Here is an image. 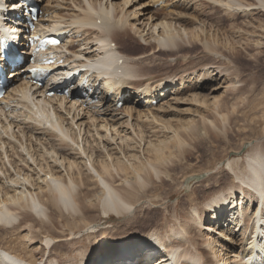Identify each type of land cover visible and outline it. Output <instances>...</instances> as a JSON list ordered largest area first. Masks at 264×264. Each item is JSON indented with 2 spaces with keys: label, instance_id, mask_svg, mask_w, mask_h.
<instances>
[{
  "label": "bare ground",
  "instance_id": "6f19581e",
  "mask_svg": "<svg viewBox=\"0 0 264 264\" xmlns=\"http://www.w3.org/2000/svg\"><path fill=\"white\" fill-rule=\"evenodd\" d=\"M129 1L125 0L124 5ZM184 2H187V7L199 2V5L205 8H211V13H207L203 7L193 8L198 18L205 16V19L200 20L201 25L203 22L210 24L209 20L215 21V16L214 23L218 20L222 25L220 28L227 25L230 26V31L235 32L233 37L222 39L220 29L218 33L208 34L212 28L208 29L206 25L189 26L194 19L192 17V20H189L191 16H185L186 18H172L167 24L161 22L163 30L159 29L156 37L154 32L157 31L159 23L144 21L149 24L148 37L143 39L145 45L153 49L155 44L151 39L158 40V45L154 48L156 51L150 57L147 56L148 61L155 58L159 51L164 52V56L180 53L188 56L192 50H205L207 55L199 57L198 62L192 61L196 69L191 70L190 75L199 74L197 79L205 81L203 83H207L206 87L214 81L219 82L218 80L225 83L219 96L213 93L220 90L217 86L222 82L217 83L214 88L210 86V93L213 95H192V98L198 99L206 112H202L199 118L181 119L180 122L170 125V129L174 127L170 137L159 139L160 129L158 125H153L154 123H131V107L115 108L114 102L109 101L107 94L101 97L97 108H92L91 105L84 106L76 100L43 97L44 91L33 90L26 82L14 80L16 83L21 81L13 88V92L22 100L23 108L17 113L10 111L0 114V264H67L68 259L61 257L70 255L69 246L72 247L77 242V235L82 229L92 226L94 220H88L90 216H87L86 212L94 207H101L104 213H129L133 220L128 227L126 224L122 225V228L113 234L108 241L109 246L104 251L106 254L98 255L94 261L86 262L85 259L81 264H94L99 259L102 260L104 255L114 257L117 254L119 264L123 261H126L124 264H148L150 255L148 252L143 254V251L151 250L147 245L149 242L164 249L168 255L175 253L171 256L175 264H264V142L248 149L246 161H232L233 163L229 164L239 179L237 182L231 178L229 169L223 168L197 185L199 189L188 187L194 174L182 173L181 183L174 188V182L183 170L172 174L175 163L182 160L183 164L184 158L189 157L191 153L194 157L201 145L204 146V151L200 155L208 156L210 153V159L213 160L221 154L213 153L215 150L212 146L220 148L221 152L227 151L234 141L233 138L237 136L242 141L238 150L234 149L235 153H238L243 144L247 140L251 141L253 136L256 139L264 137V50L258 49L257 54H249V66L239 63L244 59L241 56L242 50L248 51L252 42L256 47L264 44L262 39H253V33H258L257 28L264 29V19L257 18L259 14L264 15V0ZM76 3L80 12L75 10L72 14L51 16L47 21L54 26L76 27L75 32L82 33L77 41H84L81 48L85 49V52L82 49L74 52L89 58L94 66L102 68L103 74L122 77L118 84H113L117 96L126 92L127 86L134 88L133 94L140 93L144 97H149L158 89H169L168 94H173L174 87L178 85L175 76L159 79L155 86L147 81L142 90L135 86L141 80L132 81L146 76L149 70L144 72L143 69L147 57L142 61L131 59L127 54L136 47L132 41L128 43L125 39V35L134 28L128 24L129 17L126 12L117 11L113 3L104 4V0H84L83 4L78 0ZM221 10L225 14L219 15ZM115 19L118 20L114 22ZM153 27L154 30L151 29ZM175 27H179V30L175 31ZM135 29L141 37L145 35L142 34L145 28ZM222 32L226 35L228 31ZM246 34H250V38L246 39V42L242 40L241 44L245 45L237 48L241 40L239 38ZM219 41L229 50L220 51L221 48L217 46ZM74 42L76 41H68L69 47ZM111 42H116V49H109ZM92 43L96 44L95 50L91 49ZM115 50H119V58H126L121 65L113 60ZM122 53L124 56H121ZM163 62L168 64L166 60ZM18 70L20 68L11 76H18ZM250 70L251 72H247ZM187 71V67L182 69V73L187 74ZM105 82L110 83L107 80ZM181 84L184 85V77ZM165 94L166 92L162 93V97ZM29 102H33V107L29 106ZM55 106L65 109L68 117L60 113V110L57 111ZM133 109L137 112V119L150 118L152 115V120H159L150 110L143 114L142 111ZM51 110L57 115V121L45 125L40 117L48 116ZM122 114L124 116L120 117ZM21 116L23 119H19ZM84 118H87V121H84ZM166 121L162 124L167 125ZM84 126L88 128L83 129ZM15 128L18 129L17 132ZM153 137L158 139H152ZM80 139L84 145L80 143ZM142 141L147 144L145 157L135 152V149L141 148ZM187 146L190 148H186ZM229 153L230 150L227 154ZM77 154L88 156V161H78L75 157ZM59 163L65 168V173L56 165ZM215 165L208 161V167L214 169ZM120 181L123 182L118 184ZM164 185H170L171 192L169 191L166 198L153 200V203L170 198L173 192L180 191L184 186L188 187L190 192L186 199L179 201L183 209L178 210V223L173 217H168L169 209H165L163 218L158 217V220L150 209H146L143 216L130 215L142 194L156 191ZM96 189L101 191L99 196H96ZM95 197L98 204H94ZM210 214L212 223L207 221L206 224ZM141 220L148 221L145 223ZM79 222H85V225L81 227ZM167 225H170L169 230L164 232ZM221 226H224V229L217 232ZM135 228H138L139 233H145L133 236L125 234ZM235 234H239L240 242L234 244L232 241L236 237ZM138 241H144V247L138 250L125 249L129 243ZM5 242L9 247L4 245ZM31 242H41V247L34 250ZM223 242L233 245L245 244L242 247L240 245L239 254L231 255L232 251L229 250L234 246L225 245ZM29 247L31 249H28ZM60 248L61 250H58ZM81 254L82 259L86 257L85 252ZM128 254L140 257L135 262H129L133 257H126ZM159 259L161 260L152 264L168 262L163 254Z\"/></svg>",
  "mask_w": 264,
  "mask_h": 264
},
{
  "label": "rangeland",
  "instance_id": "374dc122",
  "mask_svg": "<svg viewBox=\"0 0 264 264\" xmlns=\"http://www.w3.org/2000/svg\"><path fill=\"white\" fill-rule=\"evenodd\" d=\"M77 1L78 0H48V1H46L47 3L44 2L43 5L46 4L45 6L47 8L49 7L48 9H51V11L53 12L52 16L56 17L57 15L64 16V15H67V14H72L75 10L77 12L78 11L80 12L81 10L77 8V3H76ZM83 1L84 0H81L82 4H83ZM159 1H161V0H133V1L130 0L128 4L124 5L125 4L124 3L125 0H104V4L105 3H113L116 6V10L117 11L126 12L128 17H129V19L127 17L128 24L130 23L131 25H133L134 28H137V29H144L145 28V32L146 33L145 32L142 33V34H145V35H143V37H141L139 35V33L137 34L136 33L137 30L136 29L134 30V28L131 29L132 32H128V34L125 35L126 41L128 43H130V41H132L133 45L136 47V49H138V51L136 49H134V51H131L130 53H127L131 59L134 58L136 60L140 59V60L143 61L145 57H147L148 55H149L148 57H150V55H152L154 53V51H156V49H154V48H156L155 46L158 45V40L156 41V39L154 40V38L151 39L152 42H154V44H155L153 49L151 47H149L147 44L145 45V41L143 40L144 37H148V35H147V30H148L147 27L149 26V24H147L148 22L150 23L152 21L151 23H153V22L154 23H159V25L157 27L158 28L157 31L156 32L153 31L154 35L156 37H158V33L157 32H159V29L163 30V25L161 24V22L167 24L169 21H171L172 18H177V17H180V18L181 17L182 18H186L187 17L188 18V17L191 16L189 18V20H192V17H193L194 21H192L193 22L192 25L189 24V26L195 27V26L201 25V21L200 20L205 19L204 18L205 16H202V15L200 16L199 15L200 17L198 18L196 12L193 9L194 7L195 8L197 7V9H200L199 7H201V8L203 7L202 9L207 11V13H211L210 12L211 8H205L204 6L199 5L200 4L199 2L195 3V4H198L197 6L194 4V6H189L188 5V7H187V2L185 3L184 0H169V2H166L167 0H163V2L165 4L163 6L162 5H160V6L156 5V2H159ZM173 2H183V4H180V5H182L181 6L182 8H179V9L174 8L175 5L173 4ZM153 3H155V4H153ZM184 3H185L186 6L184 5ZM169 4H171V5H169ZM175 7H177V6H175ZM170 11H172L173 13H170ZM191 13H193V14H191ZM219 13H220L219 15L225 14V12L223 10H221ZM169 14H170V16H168ZM130 16H132V17H130ZM257 18L264 19V15L263 14H259V16H257ZM214 19L216 21L215 16H214ZM117 20L115 19L114 22H116ZM196 20H197V23L195 22ZM144 21H146V22L148 21V22L146 23ZM206 21H208V19H206ZM215 21L211 22V20H209L208 22L210 24H208L207 22H205V24H203L204 23L203 22L201 26L206 25V26H208V29L212 28L211 30L208 31V34L218 33V30L220 29L221 30V35H223L222 39H225V37H233L232 34L235 31H230V26L224 25V27H222L223 28L222 29V28H220L222 26L221 23H219L218 20H217L216 23H214ZM216 24H218V25H216ZM178 25L179 24L177 22V26ZM144 26H146V27H144ZM254 26L256 28L257 24H255ZM128 27H129V25H128ZM151 29L154 30V27L151 28ZM174 29H175V31H177V30H179V27H177V28L175 27ZM251 29L254 30L253 28H251ZM251 29L249 30L250 32H251ZM150 30H149V32H150ZM224 30L228 31L226 33V35H224L223 32H222ZM237 31H239V30H237ZM257 31H258V33H255V34L253 33V36H254L253 39H255V40L262 39V43H264V36H262V35H264V29L263 28H257ZM161 32H163V31H160V33ZM92 34H94V31H93ZM165 36H166V34H164V37ZM250 36H251L250 34H246V36L240 37L239 39H241V40L237 44V48L240 49V47L245 45V44H241L242 40L244 42L246 39H249ZM252 43L253 44H250V47H248V51L247 50H242V55L241 56L244 57V59L242 61H239V63L241 65H243V66L244 65L245 66H249V62L247 61V59H250V55L249 54H252V55L257 54V50L258 49L264 50V44H262L261 47H256L255 43L254 42H252ZM91 45L93 46V44H90V46ZM224 45L225 44L222 41L218 42L217 46L221 48L220 51L229 50V49L226 48V46L224 47ZM159 47L160 46H158V48ZM96 48L97 47H96V44H95L91 49L95 50ZM82 50H85V49H82ZM116 51L117 50H115V52ZM86 54H88V53H86ZM127 54H126V56H127ZM163 54H165V53L164 52L160 53V51H159V52L156 53V55H155L156 57L155 58L149 59V61H148V57L145 58L144 66H143V69L145 70L144 72H146V70H149L151 73L149 71H147L148 74L150 73L149 75H147V73H146V76H142L143 78L142 77L141 78L138 77L139 80H138V78L135 79L136 82L141 80L140 82H137L139 84H136L135 86L136 87H141L143 85L146 86V84L148 82L149 83H153L154 85H156L158 83V81H160L159 79L166 78L167 76H171V77L175 76V78L177 80L176 84H178V85L174 87L173 94L170 95V96H167L164 100H162L158 104V106L153 107V108H147V107H145V105L139 104L140 101L137 103V101L139 99L138 96L140 94V93H138L136 97H134L135 95L133 96V99L136 98V100L131 101V102H133L132 104L129 101H127V104H125L123 106V107L127 106V108L131 107L130 109L133 110L131 123L134 124V122H135V125H136V124H142V123H144V121L145 122L147 121L148 124H151V123L153 124L154 123L153 125H155V126L158 125V129H160V133H161V136H160V133H159V136H160L159 139H161V140L173 135L174 127L172 126L173 128L170 129L169 128L170 125H173V124H176V123L180 122L181 119L182 120H186V119H190V118H199V116L201 117L200 114L202 112H206L205 108L203 109V107L200 105L198 99L195 100L194 98H192L193 96L202 95V94L203 95L204 94L205 95H213V94H215V96H219L222 93V91H223V89H221V88L225 87V83L222 82L223 80H218L220 83L222 82L219 86H217V89H220V90H218L217 93H213L212 94V93H210L211 89L214 88L217 83L219 84V82H215L214 81L211 84L209 83V86L206 87L207 83H206V85L203 83L205 81H203V80L200 81L199 79H197V75H199V74L195 73L193 75H190L191 70L196 69L195 63H192V61L198 62L199 61L198 60L199 57L202 58L203 56L207 55L205 53V50H199V51H195V50L193 51L192 50L191 54L188 55V56H184L181 53L180 54H176V55L175 54L167 55V56H164ZM164 60L168 61L167 65H165L166 63L163 62ZM147 64H150V65H148V67H146ZM137 65H139V64H137ZM149 66H151V68ZM155 66H157V68ZM185 67H187L189 69V71H187V74L186 73H182V69L185 68ZM143 69H141V70H143ZM142 72H141V75H142ZM247 72H251V70L247 71ZM183 77H184V85L181 84V81L183 80ZM200 78H202V75L200 76ZM216 78H218V77H216ZM220 86H222V87H220ZM140 89L142 90V88H140ZM132 90H134V88H132ZM187 99H189V100L187 101ZM109 101L111 102L113 100L109 99ZM55 107H56L57 111L60 110L59 111L60 113H62V114L64 113L65 114V112H66L65 109L60 108L59 106L58 107L55 106ZM133 108H135L136 111H138V110L142 111L143 114L149 112V110H150V111H152L155 114V116L159 120H155V119L152 120V115L150 116V118L146 117V118L137 119L136 118L137 117V112H134ZM26 112H28V111H26ZM65 115H66V117H68L67 114H65ZM45 116L47 118V122H56L57 121V115L52 113V110H51V112L49 113L48 116L47 115H45ZM121 116H124V115L122 114V115H120V117ZM125 118L126 117H123V119H125ZM83 120L87 121V118H84ZM164 121H166L168 124L167 125L166 124L163 125L162 123ZM79 122H81V120L78 121V123ZM166 126H167V128H166ZM74 127L76 129V125ZM87 128H88V126H86V127L84 126L83 127V129H87ZM15 129H16V132H17L18 129L17 128H15ZM101 133L103 134V132H101ZM152 139L157 140L158 138L153 137ZM233 140H234V141H232L233 143L230 145V147L227 148V151L223 150L221 152L220 148L212 146V148H214V150H215V152H213V153L218 154V155L221 154L219 158H215V159L211 160L210 159V157H211L210 153L208 154V156L200 155V153L204 151V146L201 145V146H199L198 151L195 152L194 157H193V153H191L189 157L184 158L183 164H182V160H181V162H176L175 163V169L172 171V174L173 173H179L181 170H183V171L177 177L178 178L177 181L174 182V185H173L174 188L178 187L179 184L181 183V181H182V177H181L182 173H192V174H194L192 176L193 177L192 181L188 185V187H189V189L191 187H196V188L199 189V187L197 185H199L201 182L205 181V179H207V177L209 178L215 172L221 171L223 168L224 169H226V168L229 169L228 171L231 174V178L235 179L234 181L237 182L239 179L236 177L235 173L230 169L229 164L233 163L235 161H239V162L246 161L247 154H248V149L251 146L259 145L260 143H263L264 142V137L256 139V137L253 136L252 139H250L251 141L247 140L246 143L243 144L242 148L240 149V151L238 153H235L234 149L238 150V148L241 146V142H242L241 138L236 136V137L233 138ZM80 143L84 145V143L81 141V139H80ZM186 148H190V146H187ZM146 149H147V144H145V142L142 141L141 148L140 149L139 148L135 149V152H138V155L141 154L142 157H145ZM229 150H230V153L227 154V152ZM117 151H118V149H117ZM118 153H120V152L118 151ZM26 154H27V152H26ZM78 155L79 154H77L75 156L78 159V161H80V160H82V161L87 160L88 161V159H89L88 156H86V155H82V154H80V156H78ZM119 156H121V155H119ZM28 157H29V155L27 156V158ZM80 157H82V158H80ZM191 157H193V158H191ZM208 161H211L212 164H216L214 169H212V168L207 166ZM56 165L60 166L61 164L59 163V164H56ZM59 169L62 170L65 173V168L64 167L60 166ZM208 169H210V170H208ZM194 176H196V177H194ZM122 182L123 181H120V182H118V184L122 183ZM188 187L184 186V188H182L180 191L173 192L174 194L170 198L164 199L163 201H161L159 203H153V200L166 198L167 194H169V191L171 192V190H170L171 186L170 185H164L161 188L157 189L156 191H151V192H148L146 194H142L141 195L142 198L139 199V201L136 203V205L132 208V210L133 209L134 210L132 212H130V215L143 216V215L146 214L145 210L146 209H150L151 213L156 215L155 218L157 219L158 217L161 218L163 216V213L166 212L165 209H169L170 211L167 214L168 217L170 219H172V217H173V220L175 222H177L179 220V212H178V210H182L183 209V207L179 204V201L181 199H186L187 196L189 195L190 192H188ZM94 191L96 192V194L98 193L96 196H99L100 193H101L100 189H96ZM153 194L160 195V196L159 197H150V195H153ZM240 197H241V195L238 196V201H240L239 200ZM94 204H98V200L96 199V197H95V200H94ZM141 208H142V210H141ZM86 213H87V216H90V218L88 220H90V221L94 220V221L91 223V225H92V226L90 225L91 227L87 226L88 228H84V230L82 229V232L77 235L78 236L77 240H76L77 242L74 245H72V247L69 246L71 248L70 255L65 254V255H63L61 257V259L62 258H65V260L68 259L66 261V262L69 261L67 264H81L82 261H85V259H86V262L94 261L98 257V255L106 254L104 251L109 246L110 242H108V241H110V238L113 237V234L115 232L119 231V228H122L121 227L122 225L126 224L125 226L128 227L130 225V221L133 220L132 216H129V213H127L126 215H125V213L121 214V215L115 214L113 212L104 213L101 210V207L100 208L94 207V208L91 209V211H87ZM93 217H94V219H93ZM70 219H73V218H70ZM147 221L148 220H144V221L141 220V222H145V223ZM207 221L209 223H212L211 222L212 221V215L211 214H210V216L208 215V218L206 219V224H207ZM158 222H161V221H158ZM79 223L82 224L81 227H83L85 225V222H79ZM169 226L170 225L166 226V228L164 229V232H168ZM223 227L224 226H221V228L218 229L217 232H219V231L221 232ZM120 230H122V229H120ZM137 233H139L138 228H135V229H132V230H128V232H125V234L131 235V236L136 235ZM144 233L145 232H143V233L141 232L139 234H144ZM122 234H123V232H122ZM235 235H236V237L234 236L235 237L234 241H232V242H234V244L236 242H238V241L240 242L239 234H235ZM105 239H106V242H105ZM236 239H237V241H236ZM218 240H219V238H218ZM32 244H33V242L30 243V245H32ZM129 244L125 247V249L138 250V249L142 248L140 245L141 244L144 245V241H138V242H133V243H129ZM223 244L229 245V246H234L232 249L230 248L229 251H232V252H230L231 255L232 254L237 255V254L240 253V249H241L242 245H244L245 243L240 244L241 247H240V245H233V243L227 244V243L223 242ZM4 245L9 247V244H7V242H5ZM33 246L35 247L34 250H37V247H41V242H36V244L34 243ZM33 246L31 248H33ZM238 247H239V249H238ZM31 248L29 247L28 249H31ZM58 250H61V248L58 249ZM82 252L86 253V257L84 256L83 259H82V254H81ZM117 256H118V254H117ZM117 256L115 255L114 257H112V256H109V255H104L102 257V260L99 259L100 261L98 260L94 264H99V262H102L104 260H106L105 264H113V263L114 264H119L120 262L117 259ZM240 256H242V255H240ZM155 257H157V256H155ZM158 257H161V256L158 255ZM108 260H109V262H108ZM124 262H126V261H123L121 264H124ZM154 262L155 261H151V264L154 263Z\"/></svg>",
  "mask_w": 264,
  "mask_h": 264
},
{
  "label": "snow or ice",
  "instance_id": "6c2138e0",
  "mask_svg": "<svg viewBox=\"0 0 264 264\" xmlns=\"http://www.w3.org/2000/svg\"><path fill=\"white\" fill-rule=\"evenodd\" d=\"M21 7H22V5H21ZM50 43L55 44V43H58V42L55 41V40H52V41H50ZM0 55H3V56H4L5 63H6V62H7V56H8V52H7V50H5V53L0 54ZM18 67H20L21 71H23V66H19V65H18ZM28 71H30V72H37L38 69L30 68V69H28ZM0 72H4V68H3V66H0ZM8 73L15 74V70H14L13 68H8V71H7V72H4L5 76H7ZM157 247H158V246H157ZM162 254L165 256L166 259H169V260L171 259V257H170L167 253H162ZM159 258H160V257H155V258H154L155 262L158 261ZM148 264H151V261H149Z\"/></svg>",
  "mask_w": 264,
  "mask_h": 264
}]
</instances>
